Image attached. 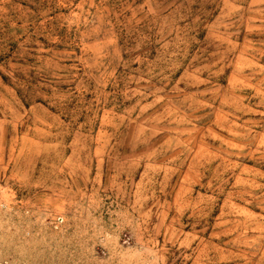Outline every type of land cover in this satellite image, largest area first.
I'll return each mask as SVG.
<instances>
[{
    "label": "rangeland",
    "instance_id": "rangeland-1",
    "mask_svg": "<svg viewBox=\"0 0 264 264\" xmlns=\"http://www.w3.org/2000/svg\"><path fill=\"white\" fill-rule=\"evenodd\" d=\"M0 264H264V0H0Z\"/></svg>",
    "mask_w": 264,
    "mask_h": 264
}]
</instances>
